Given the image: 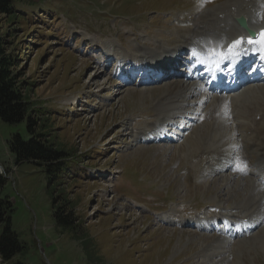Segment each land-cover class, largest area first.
Returning <instances> with one entry per match:
<instances>
[{"label":"rangeland","instance_id":"374dc122","mask_svg":"<svg viewBox=\"0 0 264 264\" xmlns=\"http://www.w3.org/2000/svg\"><path fill=\"white\" fill-rule=\"evenodd\" d=\"M228 1L27 0L16 7L20 19L0 15V38L19 82L44 114L48 137L73 159L59 186L41 167L17 166L8 144L18 133L26 138V126L0 120V173L7 180L0 200H9L12 229L29 247L11 262L0 256V264H264V219L242 237L218 223L206 224L207 231L196 224L255 210L246 203L251 183L262 191L254 173L234 178L214 162L217 153L233 154L243 144L255 167L253 138L242 132L238 141L227 123L222 142L207 141L212 153L197 156L186 139L197 128L205 134L200 124L175 131L180 136L171 142L140 141L157 121L159 95L180 80L125 83L110 54L113 46L125 56L139 47L174 48L196 19ZM56 195L71 202L91 237L88 255L80 241L57 230Z\"/></svg>","mask_w":264,"mask_h":264},{"label":"bare ground","instance_id":"6f19581e","mask_svg":"<svg viewBox=\"0 0 264 264\" xmlns=\"http://www.w3.org/2000/svg\"><path fill=\"white\" fill-rule=\"evenodd\" d=\"M228 3L196 19L193 27L181 36L182 40L177 43L176 47H157L154 49L139 47L134 49L129 57L135 68L141 66L143 67L142 71L157 72L160 70L161 72L165 71L168 64H172L183 51L188 49L192 54L195 53L196 56L202 58L199 64H194L196 68L203 63L211 65L207 72L192 73L187 71L183 80L170 85L159 97L157 96L159 112L157 121L142 134L143 138L140 141L144 142L159 133L170 138H173V135L179 137V133L169 132L166 129L167 125L171 128L175 127V131H179L181 134L187 131L188 127L195 126V121L197 125L200 124L207 128L203 135L200 134L201 128H197L194 134L186 139V143L193 148V155L196 156L207 154L210 151V148L206 146L207 141L217 145L222 142L218 136H221L222 127L227 123L235 127V131L232 133L238 141L240 139L237 135L242 134V132L243 134L245 132L250 139L253 138L252 148H256L258 151V163L254 167L258 174L252 173H254L255 182L262 186L263 192L254 182L251 183L252 190L246 203L254 205L255 210L247 216L234 217V222L239 220V217H250L249 223L245 226L243 222L239 224L236 222L237 226L242 224V228L239 229L242 231L247 229L246 233H248L249 230H254L258 225H262L261 220L264 219V85H250L240 91L241 93L234 92L231 95L223 96L209 93L204 83L206 81L211 82L216 78L211 77L207 80V75H212L216 63L238 61L253 55L254 45L252 44L244 43L239 48L233 47L235 41L241 38L247 40L243 35L244 31L237 25L236 19L241 16L246 17L250 27L256 30L260 36L264 32V0H229ZM228 47H232L231 52L225 51ZM111 49L112 54L120 59L118 62L119 75L127 78L130 73L123 67L124 60H121L125 59L126 53L124 52L126 51H122L117 46H113ZM167 75L169 74H166V77ZM157 79L158 82H155V78L143 81L142 85L160 83V78ZM162 79H165V76ZM189 98L190 100L199 98V101L195 105L189 102ZM228 118H232L233 121L230 123L229 120H226ZM226 127L228 126L226 125ZM233 136H229V138ZM163 141L169 142L166 138ZM244 147L243 144L240 147L237 144L234 145L236 152L228 155L229 157L224 153H217L214 162L230 164V162L236 161L237 166H228L231 173L237 176L234 178H243L241 176L246 177V175L248 177L249 173L251 174L248 168L246 172L237 170L238 167L242 166L241 162H245ZM211 153L212 151H210ZM237 171L238 173H234ZM247 204L245 205L248 207ZM262 222L264 224V221Z\"/></svg>","mask_w":264,"mask_h":264},{"label":"trees","instance_id":"16d2710c","mask_svg":"<svg viewBox=\"0 0 264 264\" xmlns=\"http://www.w3.org/2000/svg\"><path fill=\"white\" fill-rule=\"evenodd\" d=\"M25 3L27 0H0V15L20 19L16 7ZM7 48L5 40L0 38V120L12 126L24 123L27 132L26 138L18 133L11 139L8 144L10 152L17 166L31 163L41 167L49 183L57 186L64 175L69 173L72 156L48 137L45 132L46 125H42L44 114L36 110L34 103L31 102L29 87L19 82L15 71L16 61L7 54ZM6 184V178L0 173V193ZM58 198L59 195L53 197L57 230L70 234L80 241L88 255L89 247L84 244L92 242L91 237L78 223L71 202ZM11 215L9 200L7 198L0 200V226L4 225L0 233V256L5 262H11L14 258L27 256L29 253L27 244L21 241L12 229Z\"/></svg>","mask_w":264,"mask_h":264},{"label":"snow or ice","instance_id":"6c2138e0","mask_svg":"<svg viewBox=\"0 0 264 264\" xmlns=\"http://www.w3.org/2000/svg\"><path fill=\"white\" fill-rule=\"evenodd\" d=\"M206 2H210V0H206ZM244 43L252 44V45H254V46L258 45L259 48H260L262 51H264V32H262V33L260 34V37H259L258 40H254V39L249 38V39H247V40L245 41L243 38H241V39H239V40H237V41L234 42L233 47H234V48H239V47H241ZM193 55H194L195 58L198 59V56H196L195 53H193ZM241 165H242V166L238 167L237 170L242 171V172H246V171H247V164H246V162H243V161H242V162H241Z\"/></svg>","mask_w":264,"mask_h":264},{"label":"water","instance_id":"95a60500","mask_svg":"<svg viewBox=\"0 0 264 264\" xmlns=\"http://www.w3.org/2000/svg\"><path fill=\"white\" fill-rule=\"evenodd\" d=\"M239 24L241 25L242 28H244L245 30H247L251 35H253L254 33L249 29L248 24L246 22V20L244 18H240L238 20Z\"/></svg>","mask_w":264,"mask_h":264}]
</instances>
